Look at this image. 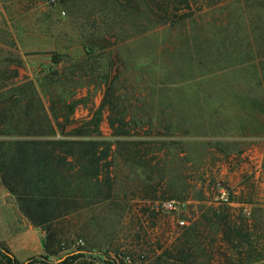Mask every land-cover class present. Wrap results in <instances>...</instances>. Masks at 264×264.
<instances>
[{
	"label": "rangeland",
	"instance_id": "1",
	"mask_svg": "<svg viewBox=\"0 0 264 264\" xmlns=\"http://www.w3.org/2000/svg\"><path fill=\"white\" fill-rule=\"evenodd\" d=\"M87 3L76 0L74 13L52 0H0V73L33 81L45 105L51 94L83 97L76 120L102 106L105 137L110 123L131 134L113 144L110 199L61 221L66 249L30 263L169 264L177 243L190 248L185 264L235 263L221 212L264 219V0L226 1L137 38L109 37L120 25L87 16ZM56 74L67 81L48 84ZM8 216L18 233L22 218ZM6 257L0 247V264Z\"/></svg>",
	"mask_w": 264,
	"mask_h": 264
},
{
	"label": "trees",
	"instance_id": "2",
	"mask_svg": "<svg viewBox=\"0 0 264 264\" xmlns=\"http://www.w3.org/2000/svg\"><path fill=\"white\" fill-rule=\"evenodd\" d=\"M226 1L230 0H87L86 15L94 18L97 14L109 20L108 25L117 22L119 34L109 37L137 38L159 28L182 24ZM52 2L73 5L70 11L74 13L82 3ZM56 77L48 78L47 83L60 86L67 81L61 75ZM16 79H19L17 70L5 68L0 73V183L15 197L28 221L45 234L44 258L58 257L67 244L63 229H58L60 222L110 199L113 144L128 143L121 139L131 134L123 131V122L118 128L110 123L113 130L110 138L114 140L105 137L100 129L102 106L90 117L76 120L74 113L83 103V97L77 99L71 93L69 100H65L51 94L45 105L33 81L18 83ZM105 85H109L107 80ZM238 213L232 218L221 212L216 223L236 257L233 264L263 263L264 219L261 215L247 217L243 208ZM0 247L8 263L23 264L3 245ZM170 251L169 264H185L190 257V248L185 249L180 243ZM39 257L30 258L28 263ZM75 258L71 256L70 262L61 264H71Z\"/></svg>",
	"mask_w": 264,
	"mask_h": 264
},
{
	"label": "crops",
	"instance_id": "3",
	"mask_svg": "<svg viewBox=\"0 0 264 264\" xmlns=\"http://www.w3.org/2000/svg\"><path fill=\"white\" fill-rule=\"evenodd\" d=\"M245 178L249 179L251 171L246 169ZM257 174V172L255 173ZM259 174V173H258ZM258 177L257 175L255 176ZM259 184V181H257ZM262 182V181H260ZM250 195V194H249ZM248 195V196H249ZM9 196L13 198V206H10L6 200H9ZM252 202L249 200H242L240 205L247 208L252 206ZM12 209V211H11ZM16 211V212H15ZM18 213L22 218L23 224L18 233H12L9 231L8 215ZM0 230H5L4 234L0 235V244L10 251V254L20 261L30 259L32 257L40 256L44 253L42 246L43 232L40 228L34 227L28 219L20 211L17 201L13 195H11L4 186L0 183Z\"/></svg>",
	"mask_w": 264,
	"mask_h": 264
},
{
	"label": "built area",
	"instance_id": "4",
	"mask_svg": "<svg viewBox=\"0 0 264 264\" xmlns=\"http://www.w3.org/2000/svg\"><path fill=\"white\" fill-rule=\"evenodd\" d=\"M165 207L167 210H172V209H174L175 206L173 204L168 203V204H166Z\"/></svg>",
	"mask_w": 264,
	"mask_h": 264
}]
</instances>
